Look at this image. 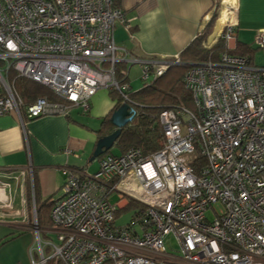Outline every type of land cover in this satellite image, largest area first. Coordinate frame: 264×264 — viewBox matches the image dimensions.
Instances as JSON below:
<instances>
[{"label": "built area", "instance_id": "2783aa9c", "mask_svg": "<svg viewBox=\"0 0 264 264\" xmlns=\"http://www.w3.org/2000/svg\"><path fill=\"white\" fill-rule=\"evenodd\" d=\"M125 21L113 0H0V116L88 112L100 89L131 102V65L143 63L149 83L173 62L119 47L115 27ZM235 36L230 23L223 38ZM256 42L264 46V29ZM13 74L48 87L57 100L39 96L26 104ZM185 84L194 108L161 111L160 150L106 153L94 173L64 170L63 194L51 211L58 242H43L38 230L30 264H264V67L223 53L193 66ZM131 199L140 208L130 223L118 224ZM171 236L178 254L167 249Z\"/></svg>", "mask_w": 264, "mask_h": 264}, {"label": "crops", "instance_id": "0c3cea01", "mask_svg": "<svg viewBox=\"0 0 264 264\" xmlns=\"http://www.w3.org/2000/svg\"><path fill=\"white\" fill-rule=\"evenodd\" d=\"M119 7L126 21L116 25L115 41L133 57L180 62L181 53L195 39L207 35L203 44L211 48L233 23L236 36L226 40L227 48L250 45L254 64L264 67V46L256 42L264 29V0H119ZM134 65L128 76L132 90ZM113 93L116 90L100 89L88 112L74 107L67 116H0V264H30L39 230L37 209L61 197L65 169H99L101 156H92L97 141L111 134L103 124L116 109ZM46 232L49 237L41 238L43 242L53 231Z\"/></svg>", "mask_w": 264, "mask_h": 264}, {"label": "trees", "instance_id": "16d2710c", "mask_svg": "<svg viewBox=\"0 0 264 264\" xmlns=\"http://www.w3.org/2000/svg\"><path fill=\"white\" fill-rule=\"evenodd\" d=\"M113 5L119 7V0H113ZM121 9V8H120ZM212 23L208 25L207 31L211 30ZM207 35H203L195 39L180 55V62L169 65L167 71L150 81L145 82V85L137 91L130 90L127 95L131 102H126L132 106L135 113L133 119L128 123L116 141L118 152L112 154H122L130 148H140L145 155H150L160 150L165 142L163 127L159 121V115L162 110L170 107H178L184 105L188 108H194V100L191 91L186 87L185 76L191 68L197 64L205 62H217L223 52H228L236 55H244L248 57L249 63L254 65V49L247 44L239 43L236 49H228L227 41L221 37L211 47L208 48L203 44ZM126 67L123 62L119 63L118 72ZM18 92L23 97L26 104H31L39 96H47L51 100H57L53 92L46 86L36 83L24 77L12 75ZM129 81V79H126ZM132 89V88H131ZM113 96L116 98V109L125 102L124 96L116 91ZM115 109V110H116ZM114 110V111H115ZM107 126L105 132L112 133L116 127L111 122V117L104 121ZM109 127V128H108ZM53 202L45 203L37 209V225L40 231L41 238L44 239L47 234V229H53V221L51 211ZM134 209L137 213L140 204L131 199L127 209ZM126 209V210H127ZM122 212L117 213V217L121 216ZM45 253L48 255L50 249L47 248ZM48 264H68L64 260L50 259Z\"/></svg>", "mask_w": 264, "mask_h": 264}, {"label": "rangeland", "instance_id": "374dc122", "mask_svg": "<svg viewBox=\"0 0 264 264\" xmlns=\"http://www.w3.org/2000/svg\"><path fill=\"white\" fill-rule=\"evenodd\" d=\"M142 75H143V66L139 65V64H135L133 66L132 70H131V80L134 81L133 91H137V90L141 89L143 87V85H145V82L142 79ZM108 93H109V91H108ZM115 152H118V150H117L116 146L114 145V147L108 152V154H112V153H115ZM194 156H195V154H192L190 157L193 158ZM97 167L98 166L94 165L93 168L96 169ZM58 194L62 195L63 194V189L61 191H59ZM117 200H118V196H115L113 198V202H116ZM217 209L221 210V207L217 206ZM2 210L4 212L13 211L12 208L11 209L3 208ZM119 215H120V212H119ZM134 215H135V210L134 209H131V208L127 209L118 218L117 223L118 224H122V225H126V224H128V223H130L132 221ZM206 215H207L208 220H213L215 218V216H216V214L214 213V211L212 209L208 210ZM50 237L53 238V240L56 243L58 242L56 234H53V232L50 235ZM42 241H44V240H42ZM166 245H167V249H168L169 252L174 253V254H178V242H177L175 237H173V236L169 237L167 239ZM33 249H35V250L39 249V240H38V238L36 239V242H35V245H34Z\"/></svg>", "mask_w": 264, "mask_h": 264}, {"label": "water", "instance_id": "95a60500", "mask_svg": "<svg viewBox=\"0 0 264 264\" xmlns=\"http://www.w3.org/2000/svg\"><path fill=\"white\" fill-rule=\"evenodd\" d=\"M134 113L135 111L132 106L126 102L122 103L120 107L112 113L111 122L116 129L111 134L101 137L97 141L92 160L104 155L114 147L123 128L133 119Z\"/></svg>", "mask_w": 264, "mask_h": 264}]
</instances>
